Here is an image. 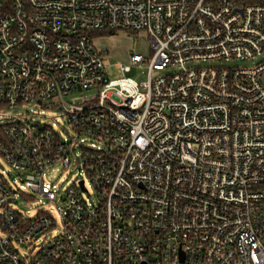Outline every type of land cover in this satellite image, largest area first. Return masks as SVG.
Wrapping results in <instances>:
<instances>
[{
	"label": "built area",
	"instance_id": "1",
	"mask_svg": "<svg viewBox=\"0 0 264 264\" xmlns=\"http://www.w3.org/2000/svg\"><path fill=\"white\" fill-rule=\"evenodd\" d=\"M0 264H264V0H0Z\"/></svg>",
	"mask_w": 264,
	"mask_h": 264
},
{
	"label": "rangeland",
	"instance_id": "2",
	"mask_svg": "<svg viewBox=\"0 0 264 264\" xmlns=\"http://www.w3.org/2000/svg\"><path fill=\"white\" fill-rule=\"evenodd\" d=\"M92 40L95 48L100 52H107L106 57L110 59L111 64L106 67V73L110 80H117L123 78L124 76L133 77L137 81H143L148 78V67H140L139 65L133 66L131 64V56L133 53L141 54L148 57L150 54V48L148 43V34L146 32H134L127 30H115V31H101L93 32ZM253 61L242 63L243 66H252ZM124 65L126 68H131L128 73L122 71L118 65ZM166 74L165 72L156 73V76H162ZM78 103H82V100H77ZM37 111L35 106H24L16 112L7 113H17L20 115L25 114L31 110ZM54 115L49 113L47 118H42L41 121L47 124H51V118ZM78 179L77 171L65 170L61 166L57 169L50 171L46 180H50L56 184L62 185L63 188L73 183ZM62 180H66L65 184H62ZM20 211L27 215L33 216L38 206L36 203L27 205V207L19 208Z\"/></svg>",
	"mask_w": 264,
	"mask_h": 264
}]
</instances>
